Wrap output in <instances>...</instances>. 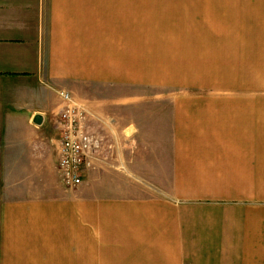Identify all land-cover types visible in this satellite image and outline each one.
Listing matches in <instances>:
<instances>
[{"label":"crops","instance_id":"obj_1","mask_svg":"<svg viewBox=\"0 0 264 264\" xmlns=\"http://www.w3.org/2000/svg\"><path fill=\"white\" fill-rule=\"evenodd\" d=\"M154 44L248 57L255 94L151 97ZM59 90L119 163L72 190ZM0 264H264V0H0Z\"/></svg>","mask_w":264,"mask_h":264},{"label":"rangeland","instance_id":"obj_2","mask_svg":"<svg viewBox=\"0 0 264 264\" xmlns=\"http://www.w3.org/2000/svg\"><path fill=\"white\" fill-rule=\"evenodd\" d=\"M154 46L155 48L159 47L157 44H154ZM158 50L152 48L150 52H148L149 55L147 56H135V59H138V64L142 65L144 63L145 66L144 74L138 66V71H134L135 84L137 86L141 85V83H148L145 81L148 80L152 87L147 90V95L151 97L156 94L166 97L215 94H255L254 87L250 84L254 83V77L251 76L254 68L252 63L248 62V57L175 55L170 54V51L173 52L176 50L170 49L169 47L158 48ZM131 58H133V56H129V61H131ZM139 72H141L140 77ZM148 77L149 79H147ZM157 85H161L163 87L159 90V88L156 87ZM143 92V88L136 87V99L143 97ZM73 99L89 111L85 103L75 98ZM169 105L170 104H167V106ZM61 110L62 103L60 101L57 119ZM56 125L57 124L55 123V128ZM86 126V128L90 131V134L102 142V150H104L108 156L107 165L102 166L101 168L106 171H111V169L114 168L119 169V163H117L118 160L115 159V143H113L108 136H103L95 130V127L91 125L90 117L86 121Z\"/></svg>","mask_w":264,"mask_h":264},{"label":"built area","instance_id":"obj_3","mask_svg":"<svg viewBox=\"0 0 264 264\" xmlns=\"http://www.w3.org/2000/svg\"><path fill=\"white\" fill-rule=\"evenodd\" d=\"M56 94L62 103L56 122V171L61 185L72 190L81 185L85 173L106 166L108 156L102 150V142L86 128L90 112L68 92L59 90Z\"/></svg>","mask_w":264,"mask_h":264},{"label":"water","instance_id":"obj_4","mask_svg":"<svg viewBox=\"0 0 264 264\" xmlns=\"http://www.w3.org/2000/svg\"><path fill=\"white\" fill-rule=\"evenodd\" d=\"M39 122H40V119H38V118L34 119L35 124H39Z\"/></svg>","mask_w":264,"mask_h":264}]
</instances>
